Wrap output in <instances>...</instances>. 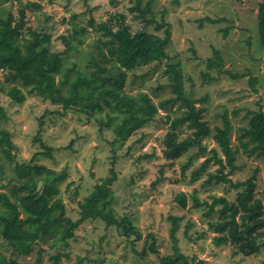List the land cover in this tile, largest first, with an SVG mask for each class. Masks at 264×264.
<instances>
[{"label": "rangeland", "instance_id": "obj_1", "mask_svg": "<svg viewBox=\"0 0 264 264\" xmlns=\"http://www.w3.org/2000/svg\"><path fill=\"white\" fill-rule=\"evenodd\" d=\"M149 1L142 0L141 6ZM262 1L152 0L155 18L170 24L172 36L166 44L169 59L152 61L130 71L124 88L131 93L147 92L160 106L161 100L174 95L165 70L168 64L178 62L185 77V88L198 100L196 106L205 108L203 118L211 129V134L202 140L201 146L207 148L206 152L193 146L174 161L166 158L164 149L166 135L173 129L168 115L178 117L184 110L179 103L159 107L152 120L127 141H122L111 129L104 128L100 133L93 118L76 110L65 111L61 104L43 101L35 95L28 96L22 104L13 102L1 89L7 90L9 85L3 83L5 70L0 67V128L11 132L15 145L12 166L5 157L2 162L6 173L16 176L12 183L18 184V178L26 177L22 163L36 162V152L50 146L54 149L53 157L43 155L37 162L57 171L66 170L55 202L65 205L67 215L78 219L79 203L97 184L116 173L117 179L110 186L113 195L110 205L119 216L129 218L135 230L127 236L115 226L87 220L76 228L75 238L61 241V229L55 225L41 242L35 244L25 238L19 242L18 252L11 245L2 244L1 253L19 264H53L52 256L58 253L62 264H161L163 256H173L177 251L187 256L191 264L202 261L205 264H264V247L256 254L245 255L235 254L230 243L217 245L214 239L217 233L210 223L218 219L219 212L216 209L208 214L214 195L236 200L243 187L237 189L231 183L251 177L256 181L255 199L264 207V157L252 151L254 143L249 136L241 137L249 122L244 116L249 111L264 112V47L258 29V8ZM23 3H26L25 33L29 28L50 33L51 50L60 53L67 67L75 65V71L87 74L95 69L91 65L94 57L98 58L95 45H107L109 39L96 26L112 15L125 14L133 33L146 30L165 35L164 28L157 30L155 22L148 23L138 17L139 11L133 9L137 0H23ZM1 8H5L4 20L9 12L19 18V3L4 2ZM205 16L222 18V21L201 24L199 19ZM227 27L230 31L226 36ZM75 30H79L77 35L73 34ZM214 48L221 52L226 69L247 75L232 79L223 74L204 81L202 73L207 60L215 56ZM63 77L57 75L58 80ZM253 77L257 78L254 84ZM161 85L163 89L157 91ZM253 87L258 91L254 92ZM225 113L232 125L230 144L235 151L236 168L228 176L231 182L206 184L209 173L220 168L215 152L225 159L215 138L217 128L224 126ZM98 115L105 117L106 110ZM177 127L175 130L181 132L178 141L190 133L185 123ZM202 165L203 169L193 180V173ZM229 170L227 166L224 173ZM161 176V181L156 182ZM1 184L7 185L2 177L0 191H7ZM195 191L203 202L201 205H194ZM181 192L187 194L185 207L177 201ZM60 213L61 209L57 208V215ZM175 218L179 220L172 234ZM151 244H156L159 254L150 250ZM29 246H34V250L26 254ZM39 249L43 251L41 262L37 261Z\"/></svg>", "mask_w": 264, "mask_h": 264}, {"label": "trees", "instance_id": "obj_2", "mask_svg": "<svg viewBox=\"0 0 264 264\" xmlns=\"http://www.w3.org/2000/svg\"><path fill=\"white\" fill-rule=\"evenodd\" d=\"M4 2H17L20 7L19 18L9 12L7 20L2 18L5 8L0 9V67L5 70L3 83L9 85L7 90L1 89L6 91L13 102L22 104L28 96L35 95L43 101L61 104L65 111L76 110L93 118L99 126L100 133L104 128L111 129L116 138L122 141H127L135 131L152 120L159 107L179 103L180 107L184 108L182 115L178 117L168 115L173 129L166 135L167 146L164 149L166 158L174 161L193 146H199L202 153L206 152L207 148L201 146L202 140L211 134V129L203 118L205 108L197 107L198 100L194 99L192 92L185 88V77L178 62L168 64L165 70L169 75V87L174 95L161 100L160 106L153 102V98L147 92L131 93L124 88L130 71L137 70L152 61L169 59L166 44L172 36L170 24L163 19L159 21L155 18L152 0L143 7L142 0H137L133 9L139 11L138 17H142L146 22H155L157 30L164 28L165 35L161 36L146 30L133 33L126 22L125 14L112 15L96 26L109 39L106 40L107 45L100 43L95 45L98 49V58L94 57L91 65L95 69L89 74L75 71V65L67 67L64 64V58L60 53L51 50L50 33L33 28H29L28 33H25L26 3H23V0H0V4ZM113 21L117 24L114 25ZM199 21L201 24L205 21L214 24L221 22L222 18L205 16ZM258 29L260 42L264 47V0L260 2L258 8ZM82 30L86 29L82 27ZM229 31L230 28H225L224 34L227 36ZM78 33L79 30L73 32L74 35ZM214 54V57L207 60L206 70L202 73L204 81H212L223 74L232 79H242L247 75L226 69L225 60L218 49L214 48ZM57 75L64 77L58 80ZM189 80L192 81L191 78ZM251 80L252 84L257 82L255 77ZM160 89H163L162 85L156 88L157 91ZM253 91L256 92L258 89L253 87ZM104 110L106 115L101 118L98 114ZM223 117L224 126L217 128L215 138L225 159L220 158L214 151V157L220 163V168L209 173L206 184L213 181L231 182L228 176L236 168L235 151L230 144L232 125L227 113ZM244 118L249 122L247 128H243L241 137L249 136V140L254 143L252 151H258V155L264 157V112L249 111ZM184 123L187 124L190 133L186 138L178 141L181 132L175 129L178 128L177 125ZM14 148L11 132L6 128H0V177L7 181V185L1 184L7 188V191H0V264H19L14 259L9 261L1 253L2 244H9L18 252L20 241L26 238L32 239V243H39L55 225L61 229V241L75 238L76 228L87 220L102 221L107 227L115 226L127 236L135 232L133 222L127 217L119 216L110 205L113 200L110 186L117 179L116 173L104 179L101 184H97L94 191L79 203L80 217L73 220L67 215L65 205L63 203L57 205L55 202L59 199L56 196L60 184L66 178V170L57 171L37 162L43 155L52 158L54 149L43 146V150L34 155L36 162L22 163L27 175L18 178L20 181L18 184H13L12 181L16 176L6 173L2 161L5 157L6 162L12 166L15 160V155L12 153ZM116 157L114 154V161ZM227 166L230 170L224 173ZM203 167L204 165L193 173V180L197 179ZM161 178L162 176L156 182H160ZM231 185L237 189L243 187L238 192L236 200L214 195L213 202L209 204L208 214H212L216 209L219 212L218 219L210 223V227L217 233L214 237L215 243L217 245L230 243L235 254L237 252L245 255L256 254L264 247V207L261 201L255 199V177ZM193 198L194 205L203 203L199 201L197 191L193 194ZM177 201L185 207L188 201L187 194L179 193ZM217 204L219 208H216ZM57 208L61 209L59 215ZM178 220L175 218L172 234L175 232ZM149 247L153 253L159 254L156 244H151ZM33 250L34 246H29L25 252L31 254ZM146 250L147 245L144 247V253ZM42 253V249H39L38 262H41ZM60 257V253L53 255V264H62ZM161 264L191 263L187 256L177 251L173 256H163ZM201 264L205 262L202 261Z\"/></svg>", "mask_w": 264, "mask_h": 264}]
</instances>
